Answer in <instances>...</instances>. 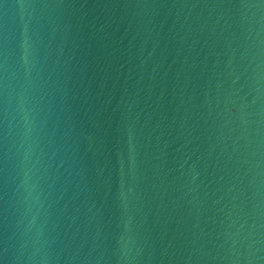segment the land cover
<instances>
[{
    "label": "water",
    "instance_id": "water-1",
    "mask_svg": "<svg viewBox=\"0 0 264 264\" xmlns=\"http://www.w3.org/2000/svg\"><path fill=\"white\" fill-rule=\"evenodd\" d=\"M0 264H264V0H0Z\"/></svg>",
    "mask_w": 264,
    "mask_h": 264
}]
</instances>
